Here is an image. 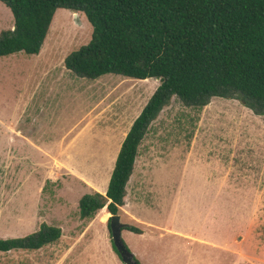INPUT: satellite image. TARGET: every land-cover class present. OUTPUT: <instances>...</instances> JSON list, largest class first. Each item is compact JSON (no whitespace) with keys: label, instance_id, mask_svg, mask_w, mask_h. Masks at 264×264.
Instances as JSON below:
<instances>
[{"label":"rangeland","instance_id":"rangeland-1","mask_svg":"<svg viewBox=\"0 0 264 264\" xmlns=\"http://www.w3.org/2000/svg\"><path fill=\"white\" fill-rule=\"evenodd\" d=\"M13 24L0 3V33ZM91 34L82 13L58 9L38 55L0 57V239L61 229L42 252H0V264H123L110 214L84 222L78 202L105 195L159 82L66 70ZM118 215L141 231L121 236L140 264H264V115L237 98L198 109L172 97L138 148Z\"/></svg>","mask_w":264,"mask_h":264},{"label":"trees","instance_id":"trees-1","mask_svg":"<svg viewBox=\"0 0 264 264\" xmlns=\"http://www.w3.org/2000/svg\"><path fill=\"white\" fill-rule=\"evenodd\" d=\"M13 29L0 33V57L38 55L58 9L82 13L90 41L64 59L75 76L116 75L159 82L133 121L117 154L105 195L85 194L82 221L103 208L118 215L138 148L151 122L177 98L201 109L212 98H237L264 115V0H0ZM108 230L109 220L107 223ZM122 230L141 233L133 226ZM58 227L0 239V252L35 251L57 242ZM127 248V246L125 245ZM113 251L119 256L112 244ZM128 250V248H127ZM120 257V256H119ZM134 264H140L133 257Z\"/></svg>","mask_w":264,"mask_h":264},{"label":"water","instance_id":"water-1","mask_svg":"<svg viewBox=\"0 0 264 264\" xmlns=\"http://www.w3.org/2000/svg\"><path fill=\"white\" fill-rule=\"evenodd\" d=\"M123 224L120 222V217L118 215H111L109 218V228L111 234L112 244L119 253L120 259L123 264H134L133 255L125 247L122 241V228Z\"/></svg>","mask_w":264,"mask_h":264},{"label":"crops","instance_id":"crops-1","mask_svg":"<svg viewBox=\"0 0 264 264\" xmlns=\"http://www.w3.org/2000/svg\"><path fill=\"white\" fill-rule=\"evenodd\" d=\"M126 135V134H125ZM104 209V208H103ZM105 210V209H104ZM103 211V210H102ZM106 215H109V213L106 211ZM111 216V215H110ZM119 216V215H118ZM104 217V216H103ZM120 217V216H119ZM110 218V217H109ZM27 228V227H26ZM30 228H33L32 226L30 227ZM29 230V229H28ZM29 233H33V231H30ZM84 234V233H83ZM53 244H55V243H53ZM51 245V244H50ZM47 246H49V245H47ZM44 247H46V246H44ZM43 247V248H44ZM18 251H22V250H18ZM35 251H37V250H35ZM11 252H13V251H10V252H7V253H11ZM39 252H42V248L41 249H39ZM60 260V258L59 257H57L55 260H53V264H60L61 262L59 261Z\"/></svg>","mask_w":264,"mask_h":264}]
</instances>
